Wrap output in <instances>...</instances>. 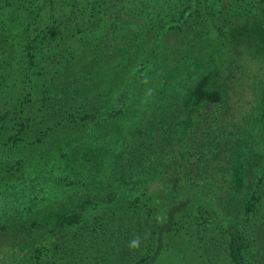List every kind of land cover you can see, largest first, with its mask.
Listing matches in <instances>:
<instances>
[{"label":"trees","instance_id":"obj_1","mask_svg":"<svg viewBox=\"0 0 264 264\" xmlns=\"http://www.w3.org/2000/svg\"><path fill=\"white\" fill-rule=\"evenodd\" d=\"M1 149L51 161L43 182L64 188L38 207L50 258L94 243L147 264L197 222L246 264L245 227L264 221V0H0Z\"/></svg>","mask_w":264,"mask_h":264},{"label":"rangeland","instance_id":"obj_2","mask_svg":"<svg viewBox=\"0 0 264 264\" xmlns=\"http://www.w3.org/2000/svg\"><path fill=\"white\" fill-rule=\"evenodd\" d=\"M19 154L0 150V264H119L117 257L97 250L94 243L89 248H81L84 255L66 257L64 250H60L57 256L50 258L48 245L43 242L46 233L39 221L43 216L40 208L46 199L54 193H62L64 188L57 180L50 185L54 183L55 174L49 170L51 161L42 160L36 165L37 161L33 160L20 165L15 161ZM45 179L50 183H44ZM56 185L59 189H55ZM261 211L264 212V205ZM255 220L245 227L246 264H264V221ZM199 225L194 222L172 231L167 248L147 264H234L221 229L210 223ZM39 242L43 247L30 252ZM66 258L74 259L69 262Z\"/></svg>","mask_w":264,"mask_h":264},{"label":"clouds","instance_id":"obj_3","mask_svg":"<svg viewBox=\"0 0 264 264\" xmlns=\"http://www.w3.org/2000/svg\"><path fill=\"white\" fill-rule=\"evenodd\" d=\"M141 245V240L139 236H134L130 241H129V248L130 249H139Z\"/></svg>","mask_w":264,"mask_h":264}]
</instances>
